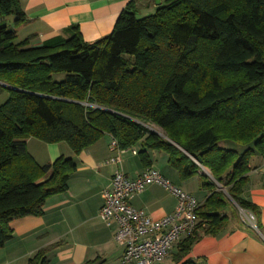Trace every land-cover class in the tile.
Segmentation results:
<instances>
[{
  "label": "trees",
  "instance_id": "obj_1",
  "mask_svg": "<svg viewBox=\"0 0 264 264\" xmlns=\"http://www.w3.org/2000/svg\"><path fill=\"white\" fill-rule=\"evenodd\" d=\"M25 21L19 0H0V249L9 223L41 216L76 170L72 157L39 165L29 138L64 143L77 156L107 134L120 150L135 147L144 168L156 151L182 181L207 170L199 178L208 196L174 264H194L191 246L223 231L231 203L256 214L242 195L250 158L264 154V0H167L145 17L130 0L93 43L76 25L40 46L15 43ZM53 247L27 264H48Z\"/></svg>",
  "mask_w": 264,
  "mask_h": 264
},
{
  "label": "crops",
  "instance_id": "obj_2",
  "mask_svg": "<svg viewBox=\"0 0 264 264\" xmlns=\"http://www.w3.org/2000/svg\"><path fill=\"white\" fill-rule=\"evenodd\" d=\"M129 1L19 0L26 21L17 31L15 43L28 38L31 46H40L56 36H65L64 31L71 25L78 27L84 42L93 43L111 33L118 14ZM132 1L138 17H145L167 0H159L158 5L154 0ZM0 86L7 87L2 82ZM6 98L3 97V101ZM110 140L111 137L104 134L77 156H73L64 143L25 140L27 151L39 165L51 164L60 156L72 157L76 170L67 182V191L45 201L41 216H27L9 223L12 237L0 249V264H27L37 251L52 245L54 247L46 254L48 264H83L95 258L103 260V264L120 263L122 248L113 238L115 227H106L98 216L102 193L109 188L116 168L128 178H136L145 168L137 154L126 150L119 153L120 164H106L117 155L109 151ZM155 154L156 151L148 153L150 167L199 203L206 199L208 192L200 187L199 178L206 172L204 169L182 181L167 165L166 155H162L165 164L157 165ZM248 178L242 197L256 207L255 215L249 212L254 227L243 223L230 205L223 231L215 236L200 235L191 246L187 258L194 264H264V154L250 158ZM130 204L158 220L174 212L176 199L163 187L153 184L132 196Z\"/></svg>",
  "mask_w": 264,
  "mask_h": 264
},
{
  "label": "built area",
  "instance_id": "obj_3",
  "mask_svg": "<svg viewBox=\"0 0 264 264\" xmlns=\"http://www.w3.org/2000/svg\"><path fill=\"white\" fill-rule=\"evenodd\" d=\"M109 151L117 155L105 163L120 164L119 153L125 150H120L112 138ZM126 151L137 154L134 147ZM153 184L163 187L176 199L174 212L158 220L130 204L132 196L142 193ZM102 194L103 202L98 216L106 227H115L113 238L122 248L119 264L161 263L169 257L180 240L193 233L199 221L197 211L200 203L193 196L174 187L152 167H146L136 178H128L120 168H116L109 188ZM250 217L253 218L251 214Z\"/></svg>",
  "mask_w": 264,
  "mask_h": 264
},
{
  "label": "rangeland",
  "instance_id": "obj_4",
  "mask_svg": "<svg viewBox=\"0 0 264 264\" xmlns=\"http://www.w3.org/2000/svg\"><path fill=\"white\" fill-rule=\"evenodd\" d=\"M9 21H10V24H11L13 20L10 18ZM53 78L56 81L62 80L63 74L55 75V76H53ZM0 87H3V86H0ZM5 96H7V91L5 90V87H3V88L0 89V105L4 102L3 101L4 100L3 97H5ZM145 126L147 128H149V129H151L152 131H155V132H158V133L162 134V132L160 131V129L154 127L153 125H145ZM156 153L157 154H155L156 155L155 156V159L157 161V165H164L165 164V161L163 160V157H162L163 153H161V154H159L160 152H156ZM127 155H131V154H127ZM205 171L207 172V173L205 172L206 175L207 176H210V175H208L209 174L208 171L207 170H205ZM221 191H223L224 193L226 192L225 189H223V188L221 189ZM231 205L233 206V209H235L234 211H235L236 215H238L245 224H247L249 226L254 225V219L250 217V213L248 211H244V210L239 209L238 207H236V204H234V203H231ZM172 251H173V249H172ZM172 251L169 254V257L167 259L163 260L159 264H172L171 263L172 260L171 261L168 260V259H170V256L172 254Z\"/></svg>",
  "mask_w": 264,
  "mask_h": 264
},
{
  "label": "water",
  "instance_id": "obj_5",
  "mask_svg": "<svg viewBox=\"0 0 264 264\" xmlns=\"http://www.w3.org/2000/svg\"><path fill=\"white\" fill-rule=\"evenodd\" d=\"M155 3L158 5L159 4V0H154ZM209 175V174H208ZM210 177V176H209Z\"/></svg>",
  "mask_w": 264,
  "mask_h": 264
}]
</instances>
